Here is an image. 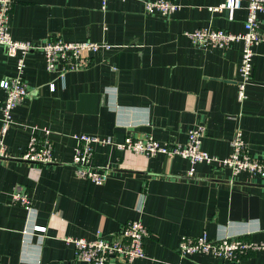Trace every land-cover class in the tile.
<instances>
[{
  "label": "crops",
  "instance_id": "crops-1",
  "mask_svg": "<svg viewBox=\"0 0 264 264\" xmlns=\"http://www.w3.org/2000/svg\"><path fill=\"white\" fill-rule=\"evenodd\" d=\"M146 1L107 0L103 8L101 0H13L8 25L14 39H89L112 46L63 77L46 69L41 51L26 54L22 70L17 56L0 52V80L21 75L29 89L11 111L7 156L0 157V264H86L65 237L111 238L129 219H140L149 230L145 255L113 264H264V249L237 262L177 251L182 236L203 232L212 239L264 241V176L204 162L189 175L184 157L99 143L91 163L110 168L107 180L98 185L75 173V133L121 142L131 132L185 145L188 131L201 125V147L224 157L240 129L248 152L264 158V40L253 47L251 80L239 100L241 42L203 48L185 35L204 26L243 31L246 3L213 12L208 7L224 0H174L179 8L161 16L146 14ZM1 120L0 112V126ZM44 129L56 161L20 158L30 135L42 136ZM16 186L31 197L29 209L13 200ZM35 224L46 231L33 232Z\"/></svg>",
  "mask_w": 264,
  "mask_h": 264
},
{
  "label": "built area",
  "instance_id": "built-area-1",
  "mask_svg": "<svg viewBox=\"0 0 264 264\" xmlns=\"http://www.w3.org/2000/svg\"><path fill=\"white\" fill-rule=\"evenodd\" d=\"M107 0H101L104 8ZM246 3L247 14L243 22V31L231 32L222 28L204 26L192 31H185V35L195 46L203 48H227L235 42H241L242 53L238 68L237 97L242 100L246 96V86L251 80L253 69V47L264 40L261 30L260 13L264 12V0H243ZM237 0H224L216 6H209L210 11L232 9ZM13 0H0V52L9 56H17V69L24 67L23 57L31 51H41L44 55L46 69L57 72L61 77L70 70L87 67L91 63L92 55L99 50L110 49L112 45L89 39L82 41H66L60 37L38 43L32 40H18L11 36L8 19L12 11ZM179 4L174 0H148L144 3L146 14L166 16L177 10ZM0 88L5 91L4 99L0 100L2 115L0 126V157L7 156L4 137L11 126V111L29 93L28 85L21 75L7 76L0 80ZM42 136L30 135L25 151L20 158L34 163H53L52 141L49 130L44 129ZM204 128L198 125L188 131L185 145L160 142L150 135H134L129 132L123 141L117 142L112 136H100L88 133H75L73 138L72 165L80 178L91 180L95 184L104 183L110 173L109 167L95 166L91 163L96 143L111 145L117 149H127L134 153L153 156L158 153L167 156H181L190 162L189 175L194 174L193 165L204 162L219 168H229L233 174L247 171L252 175L264 176V158L256 157L248 152L242 137V131L236 130L230 140L231 151L227 156L211 155L201 147L200 137ZM13 200L29 209L32 199L21 186H16L12 194ZM33 232L44 233L46 227L35 224ZM149 235L148 228L140 219L125 221L111 238L96 236L92 239L85 237H65L73 245L76 259L86 264H113L115 260L132 263L145 255L144 241ZM264 249V241H253L243 236H225L212 239L206 232L195 237L182 236L177 251L180 256L193 253H206L224 261H240L244 256L257 250Z\"/></svg>",
  "mask_w": 264,
  "mask_h": 264
}]
</instances>
